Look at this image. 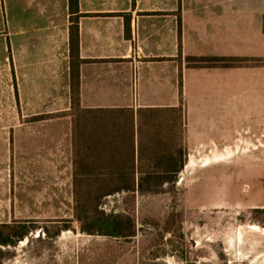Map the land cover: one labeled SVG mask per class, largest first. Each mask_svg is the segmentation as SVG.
Wrapping results in <instances>:
<instances>
[{"label": "crops", "instance_id": "crops-1", "mask_svg": "<svg viewBox=\"0 0 264 264\" xmlns=\"http://www.w3.org/2000/svg\"><path fill=\"white\" fill-rule=\"evenodd\" d=\"M0 4L29 117L23 168L41 188L74 199V173L178 172L199 151L222 156L245 126L264 131V63L235 62H264V0H78L73 56L69 0Z\"/></svg>", "mask_w": 264, "mask_h": 264}, {"label": "rangeland", "instance_id": "rangeland-1", "mask_svg": "<svg viewBox=\"0 0 264 264\" xmlns=\"http://www.w3.org/2000/svg\"><path fill=\"white\" fill-rule=\"evenodd\" d=\"M0 30H6L1 4ZM3 41L0 37V223L16 227L0 230L6 241L0 243V264H264L263 126L240 129L237 140L223 144L222 156L199 151L182 158L174 181L170 174L146 175L139 188L102 197L99 210L122 216L133 235L89 234L81 229L87 223L75 220L70 190L41 188L23 168L29 159L22 128L27 117L3 59ZM254 103L240 101L250 113L256 112Z\"/></svg>", "mask_w": 264, "mask_h": 264}, {"label": "trees", "instance_id": "trees-1", "mask_svg": "<svg viewBox=\"0 0 264 264\" xmlns=\"http://www.w3.org/2000/svg\"><path fill=\"white\" fill-rule=\"evenodd\" d=\"M69 10L73 14L70 18V51L71 55H77V12L78 0H69ZM206 59H199L198 62H204ZM72 78L77 74L71 71ZM73 94V93H72ZM40 118V116H35ZM177 172L171 173H152L153 174H170L169 181H174V175ZM150 176V173H135V172H81L74 173V217L75 220L82 224L81 229L89 234H103L112 236H130L133 235V228L127 227L122 220V216H113L105 214L99 210V200L118 190H134L140 187V183L145 179V176ZM166 178V177H165ZM85 181H88L84 183ZM167 181V179H164ZM15 223V222H14ZM0 223L2 228L13 229L15 224ZM0 231V233H2ZM26 230L17 234V239L26 236ZM0 243L6 242L0 240ZM8 242V241H7Z\"/></svg>", "mask_w": 264, "mask_h": 264}]
</instances>
